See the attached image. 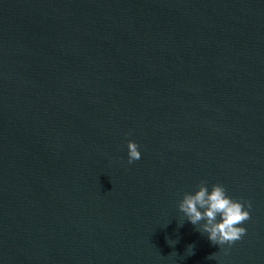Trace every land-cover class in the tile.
Instances as JSON below:
<instances>
[{
  "label": "water",
  "instance_id": "water-1",
  "mask_svg": "<svg viewBox=\"0 0 264 264\" xmlns=\"http://www.w3.org/2000/svg\"><path fill=\"white\" fill-rule=\"evenodd\" d=\"M128 140L141 152L132 163ZM201 182L251 204L230 246L181 223L178 202ZM29 264H264V0L128 1L70 127Z\"/></svg>",
  "mask_w": 264,
  "mask_h": 264
},
{
  "label": "clouds",
  "instance_id": "clouds-1",
  "mask_svg": "<svg viewBox=\"0 0 264 264\" xmlns=\"http://www.w3.org/2000/svg\"><path fill=\"white\" fill-rule=\"evenodd\" d=\"M126 148L128 163L140 158L141 152L134 140H128ZM177 207L182 213L181 223L186 219L212 244L230 246L245 234L242 223L250 217L251 204L230 197L222 184L214 183L209 188L201 182L197 190L183 194ZM175 242L169 241L170 244ZM191 251L192 245H188L186 252L191 254ZM214 257L215 253H212L208 258Z\"/></svg>",
  "mask_w": 264,
  "mask_h": 264
}]
</instances>
